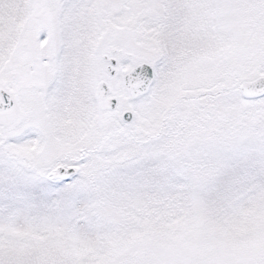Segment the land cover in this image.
<instances>
[{
	"label": "snow or ice",
	"instance_id": "obj_1",
	"mask_svg": "<svg viewBox=\"0 0 264 264\" xmlns=\"http://www.w3.org/2000/svg\"><path fill=\"white\" fill-rule=\"evenodd\" d=\"M0 264H264V0H0Z\"/></svg>",
	"mask_w": 264,
	"mask_h": 264
}]
</instances>
